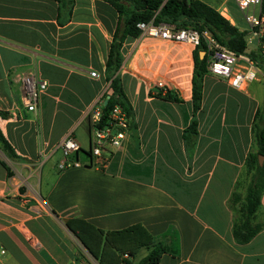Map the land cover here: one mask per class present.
Segmentation results:
<instances>
[{
    "label": "crops",
    "instance_id": "obj_1",
    "mask_svg": "<svg viewBox=\"0 0 264 264\" xmlns=\"http://www.w3.org/2000/svg\"><path fill=\"white\" fill-rule=\"evenodd\" d=\"M229 1L208 4L236 25ZM118 23L106 0H0V128L17 155L0 149V246L7 250L0 264H100L67 226L75 218L104 231L142 225L167 248L160 264H264V227L237 242L241 203L234 210L231 200L250 182L263 69L244 90L206 74L194 112L196 47L128 36L118 75L130 126L102 164L90 154L91 108L106 100L105 64ZM28 74L48 81L35 111L22 100ZM70 134L80 145L70 159L81 165L60 169ZM52 158L57 168L43 180L38 170ZM255 220L264 221V193ZM152 248L122 253V264H140Z\"/></svg>",
    "mask_w": 264,
    "mask_h": 264
},
{
    "label": "trees",
    "instance_id": "obj_2",
    "mask_svg": "<svg viewBox=\"0 0 264 264\" xmlns=\"http://www.w3.org/2000/svg\"><path fill=\"white\" fill-rule=\"evenodd\" d=\"M106 1L117 10L119 23L113 34L105 64V78L109 86L104 95L107 103L103 104L101 121L97 124L98 126L109 122L110 113L115 105H119L126 112L129 120L131 119L132 108L121 85L118 71L123 62L124 41L128 36L137 37L141 34L138 22L167 23L177 28H194L200 32L208 30L217 39L220 48L238 55L247 54L254 58L260 66L264 64L263 56L258 55L260 60L258 61L256 53L247 50L245 31L239 29L215 7L202 0ZM262 10L264 11V0ZM206 50L203 41L194 50V112L200 107L202 80L208 74ZM202 51L203 56H201ZM166 96L168 99H176L169 91ZM0 115H6V113L0 111ZM253 129L257 150L248 157L250 182L245 195L234 192L231 199L234 210L237 209L236 204L241 203L238 216L234 220L233 235L235 240L242 244L252 240L264 227V221L255 220L264 193V161L262 165L259 162V155L264 156V108L257 110ZM0 149L10 158L17 157L1 128ZM66 224L90 253L99 260L100 264H122V253L134 256L140 248L145 246L153 248L140 264H160L162 254L167 251L166 246L161 241H156L140 224L117 231H104L77 218L67 220Z\"/></svg>",
    "mask_w": 264,
    "mask_h": 264
},
{
    "label": "built area",
    "instance_id": "obj_3",
    "mask_svg": "<svg viewBox=\"0 0 264 264\" xmlns=\"http://www.w3.org/2000/svg\"><path fill=\"white\" fill-rule=\"evenodd\" d=\"M234 1L243 12L247 23V28L243 29L246 33L247 45L264 57L263 0ZM137 25L141 29L140 35L142 36L160 37L180 43H188L194 47L203 41L207 49L205 53L208 55V73L226 80L235 89L244 90L259 79L261 67L254 58L247 54L238 55L220 48L217 39L208 30L200 32L194 28H177L167 23L138 22ZM91 74L98 76L95 71H92ZM47 87L48 81L37 78L33 74L23 77L22 100L28 110L35 111L38 108L40 95ZM102 107L103 105L96 103L91 108L94 138L90 154L92 158L106 164L111 147L119 148L123 145L127 137L130 120L126 112L119 105H115L110 113L109 122L98 126L97 124L101 121ZM61 149L64 159L59 164L60 169L81 165L80 161L70 159V155L80 149V145L71 134L63 139ZM6 253L7 250L0 246V261Z\"/></svg>",
    "mask_w": 264,
    "mask_h": 264
},
{
    "label": "rangeland",
    "instance_id": "obj_4",
    "mask_svg": "<svg viewBox=\"0 0 264 264\" xmlns=\"http://www.w3.org/2000/svg\"><path fill=\"white\" fill-rule=\"evenodd\" d=\"M205 2H207V3H214L215 2V0H204ZM225 6H226V9H227V12H228V14L231 16V18L235 21V23H236V25L238 26V28L239 29H241V30H243V29H245V28H247V23H246V21H245V19H244V14H243V12L240 10V8L238 7V5L236 4V2L234 1V0H230L228 3H226L225 4ZM256 55H257V59H258V61H260L259 60V57H258V55H260V54H258V53H256ZM262 69H263V71H264V64L263 65H261L260 66ZM262 73L260 72V74H259V76L261 75ZM9 158V157H8ZM44 163H45V167L43 168V170H42V167H43V165H44ZM44 163H43V165L41 166V168H39V170H38V176L40 177V178H42L43 180H45V178H46V171L48 170V169H50L51 167V170L54 168V170H56V168L57 167H54V165H55V158H52L51 160H49V161H44Z\"/></svg>",
    "mask_w": 264,
    "mask_h": 264
},
{
    "label": "water",
    "instance_id": "obj_5",
    "mask_svg": "<svg viewBox=\"0 0 264 264\" xmlns=\"http://www.w3.org/2000/svg\"><path fill=\"white\" fill-rule=\"evenodd\" d=\"M204 52L202 51L201 52V56H203ZM105 103H107V100L105 101ZM263 161H264V156L263 155H259V162L260 164L262 165L263 164Z\"/></svg>",
    "mask_w": 264,
    "mask_h": 264
}]
</instances>
